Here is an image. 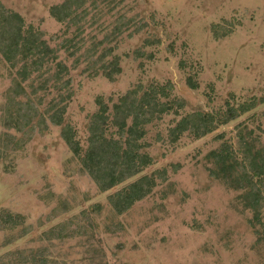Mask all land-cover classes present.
Segmentation results:
<instances>
[{
	"label": "rangeland",
	"instance_id": "1",
	"mask_svg": "<svg viewBox=\"0 0 264 264\" xmlns=\"http://www.w3.org/2000/svg\"><path fill=\"white\" fill-rule=\"evenodd\" d=\"M65 1L0 0L27 26L44 32L59 61L70 68L74 97L65 124L75 130L83 152L100 98L111 115L128 92L158 86L168 94L161 102L173 109L146 127L142 152L152 164L106 193L82 172L81 161L62 139V127L49 123L48 131L36 132L22 150L5 153L0 212L25 217L31 233L4 247L9 232L0 231V258L46 248L59 264H264V245L249 223L252 213L243 209L241 192L211 177L208 157L224 142L238 148L240 132H252L257 147L264 146V0H96L85 6L87 14L77 25L61 24L50 14ZM108 50L112 55L100 61ZM114 58L121 73L111 81L103 66ZM189 78L197 90L189 87ZM10 86V68L0 54V137ZM39 96L43 112L59 100V91L52 87ZM178 100L184 102L181 109ZM228 106L241 109V117L202 139L185 133L171 141L170 130L182 117L218 116ZM115 131L109 128L108 135ZM158 172H165L166 180ZM144 176L157 180L151 195L115 216L109 198ZM63 201L72 210L46 221ZM96 205L99 214L93 212ZM118 224L124 232L106 230ZM60 227L75 235L55 238L53 230Z\"/></svg>",
	"mask_w": 264,
	"mask_h": 264
},
{
	"label": "trees",
	"instance_id": "2",
	"mask_svg": "<svg viewBox=\"0 0 264 264\" xmlns=\"http://www.w3.org/2000/svg\"><path fill=\"white\" fill-rule=\"evenodd\" d=\"M88 3L95 5L96 0H66L51 8L50 14L61 24L77 25L87 14L85 6ZM139 53H134L135 59H138ZM0 54L10 68L11 78L8 98L2 108L1 122L5 133L0 137V158L8 151L22 150L32 141L36 132L43 135L48 131L50 123L62 127L63 141L74 157L81 161L82 172L93 180L102 193L135 178L152 164V158L142 152L144 145L141 141L147 135L146 127L173 109L170 104L161 102V98L168 95L166 88L150 86L145 91H130L119 100L111 115L108 105L100 98L97 102L99 109L89 122L88 148L84 153L76 139L75 130L70 124H65V115L74 97L70 68L59 61L58 51L45 40L44 32L27 26L19 13L7 9L1 2ZM110 55L112 50L105 52L100 61ZM103 67V74L111 81L121 73L118 58ZM188 85L193 90L198 89L191 78L188 79ZM52 87L59 91V100H52L41 112L39 107L45 101L39 95ZM177 104L180 109L184 107L181 100ZM241 114L242 110L234 106H228L218 116L203 112L188 114L170 130V139L177 142L185 133L202 139L214 133L219 126L236 121ZM109 128L116 130L110 136ZM11 131L22 137L16 139ZM257 141L252 132L247 136L240 132L238 148L224 142L218 149L210 152L208 157L214 165L210 170L211 177L222 181L228 188L241 192L243 209L252 213L249 223L256 229L257 242L264 245V146L257 147ZM164 173L157 174L163 181L166 180ZM156 186L154 176H144L117 192L109 198L114 215L126 214L135 203L151 195ZM71 210L72 207L63 201L47 216L46 221L51 222L61 213ZM93 212L101 213V206H94ZM84 215L89 217L86 212ZM38 223L42 224V220ZM106 230L109 233L124 232L120 224L116 227L107 225ZM0 231L9 232L2 243V246L7 247L29 235L31 227L26 225V219L22 215L2 210ZM66 231L64 227H60L53 230V233H57L55 238L59 240L75 235L66 234ZM11 256L13 254L0 258V264H59L49 259L46 248L31 252L28 256L24 253L14 255L16 258Z\"/></svg>",
	"mask_w": 264,
	"mask_h": 264
}]
</instances>
